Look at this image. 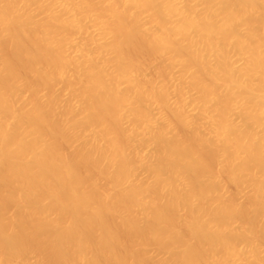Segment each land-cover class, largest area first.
Returning a JSON list of instances; mask_svg holds the SVG:
<instances>
[{"label":"bare ground","instance_id":"bare-ground-1","mask_svg":"<svg viewBox=\"0 0 264 264\" xmlns=\"http://www.w3.org/2000/svg\"><path fill=\"white\" fill-rule=\"evenodd\" d=\"M0 264H264V0H0Z\"/></svg>","mask_w":264,"mask_h":264},{"label":"rangeland","instance_id":"rangeland-1","mask_svg":"<svg viewBox=\"0 0 264 264\" xmlns=\"http://www.w3.org/2000/svg\"><path fill=\"white\" fill-rule=\"evenodd\" d=\"M108 17L103 18L102 20H107ZM75 43H79L80 42V38H77L74 40ZM137 59L139 60V62L142 64V66L144 67V71L146 74H150L156 64V59L153 56L147 55V54H139L137 56ZM86 124L84 123L83 126H85ZM228 192L229 193H234L236 194L237 198L241 201L243 199L242 194L238 193V191H236L232 186H228L227 187ZM161 255V253H159ZM30 260L34 261V262H38L40 260V257L38 255H30Z\"/></svg>","mask_w":264,"mask_h":264}]
</instances>
